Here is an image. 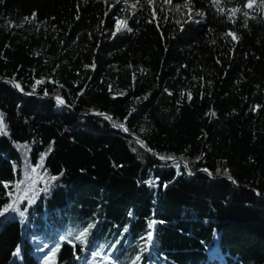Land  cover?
Segmentation results:
<instances>
[{
	"label": "trees",
	"instance_id": "trees-1",
	"mask_svg": "<svg viewBox=\"0 0 264 264\" xmlns=\"http://www.w3.org/2000/svg\"><path fill=\"white\" fill-rule=\"evenodd\" d=\"M0 114V264H264V0H0Z\"/></svg>",
	"mask_w": 264,
	"mask_h": 264
},
{
	"label": "snow or ice",
	"instance_id": "snow-or-ice-1",
	"mask_svg": "<svg viewBox=\"0 0 264 264\" xmlns=\"http://www.w3.org/2000/svg\"><path fill=\"white\" fill-rule=\"evenodd\" d=\"M168 2H170V0H168ZM249 7H251V4H249ZM34 15L35 14H33V17H34ZM25 19H28V18H25ZM121 24L124 25V28L125 29H127V22L126 21H119L118 20L117 21L116 31L112 33L113 36H115L119 31H121V28H120V25ZM127 30L130 31L131 29H127ZM228 35H232L233 39H237V37L233 33H228ZM37 83H41V81H37ZM17 87H18V85H17ZM57 99H58L59 103H61V104L64 103V101L61 100L59 97ZM98 115H104V114L103 113H98ZM213 115H214V113H213ZM104 118L105 119H108V120H112V117H110V116L104 115ZM113 126L114 127H120L124 131H128V129L124 128V125L123 124L117 125V124L114 123ZM0 134H6L5 125L3 123V116H2V114H0ZM137 143H139L142 148H146V145H144V143L142 141L137 140ZM147 150L148 151H152L151 149H147ZM158 158L160 160H172V159H174V157H171V156H168V157L158 156ZM41 159H43V157H41ZM40 166H42V165H37L36 167H40ZM36 167H33L32 168V171H35L36 170ZM203 171H207V170L204 169ZM189 174H191V173H189ZM52 179L55 180L56 178L53 177ZM229 179H231V177H229ZM148 183L151 184L153 182L152 181H149ZM4 186H5V188H7L9 185L8 184H5ZM165 187H166V185H165ZM44 190H46V189H44ZM9 195H11V193H9ZM32 202L33 201H31V200L28 201L29 204H31ZM18 203H23V199L22 198H18L17 201H12V202H9V203L5 204L3 206V208L0 209V217H6V214H8L10 212L11 213H18L19 217L21 218V221L20 222L22 224H24L25 223V220L23 218L25 217V213L27 211V208L21 210L17 206ZM129 215L131 216L132 213L130 212ZM14 218L15 217L13 216V219ZM92 227H93V225H91V224L88 225V227L85 228L78 236H75V240H81L82 242H85L84 240H82V238H85V240H86V237L88 235L89 229L92 228ZM149 227H151V225H149ZM125 231H127V229H125ZM60 239L61 240H64L65 238L64 237H61ZM142 239H144V247L140 250L141 251V254L137 255L135 257V259L132 261V264H138V262H140L142 260V255H143L144 252H146V251L149 250V245H153L154 246L153 237H152V233L151 232H149L147 234L146 238H142ZM68 242L69 243H72V240H69ZM73 246H75V245H73ZM58 248H59V245H57V250H58ZM19 254H20V248L18 246L17 249H16V252H15V255H19ZM93 255H97V253L94 252ZM107 259H110V257H108Z\"/></svg>",
	"mask_w": 264,
	"mask_h": 264
},
{
	"label": "water",
	"instance_id": "water-1",
	"mask_svg": "<svg viewBox=\"0 0 264 264\" xmlns=\"http://www.w3.org/2000/svg\"><path fill=\"white\" fill-rule=\"evenodd\" d=\"M247 7H249V5L247 6ZM7 80H10V79H7ZM11 81V83L14 85V87L17 89V91L20 93V94H22V95H34V96H37L38 94H34V93H32V94H27L26 92H23V91H21V90H19L18 88H17V85L15 84V82L14 81H12V80H10ZM43 96H45V97H47L46 95H43ZM55 99V101L58 103V104H60V105H62V106H64L65 104L63 103V104H61V103H59V101H58V99L57 98H54ZM94 114H96V115H98V113H94ZM104 115H106V116H110L111 117V115L108 113V112H104L103 113ZM104 115H101V116H103L104 117ZM108 120V119H107ZM110 122H111V124L113 125L114 124V122L112 121V120H109ZM115 128H117V129H120L121 131H123L124 133H126V131H124L122 128H120V127H115ZM136 139V141L137 140H139V141H142V140H140V139H137V138H135ZM143 142V141H142ZM144 143V142H143ZM144 145H145V143H144ZM147 149H150V148H147ZM151 153H153L152 151H150ZM160 160V159H159ZM173 160V159H172ZM172 160H160L161 162H163V163H167V162H171ZM205 168H202L201 169V171H203ZM188 172L189 173H191V174H193V172H191V171H189L188 170ZM203 172H205L210 178H212V179H216V178H214L208 171H203ZM230 181H232V179H229Z\"/></svg>",
	"mask_w": 264,
	"mask_h": 264
},
{
	"label": "rangeland",
	"instance_id": "rangeland-1",
	"mask_svg": "<svg viewBox=\"0 0 264 264\" xmlns=\"http://www.w3.org/2000/svg\"><path fill=\"white\" fill-rule=\"evenodd\" d=\"M134 9H135V7L133 6V7L131 8V10H134ZM189 16H190V20H191V18H194V17H201V16H203V12H202V11H194V12H193V15H190V14H189ZM122 18H123V17H122ZM125 21L127 22V18H126ZM116 27H117V24H116ZM120 28H121V31L127 30V29L124 28V26H123V27L120 26ZM121 31H119L118 33H120Z\"/></svg>",
	"mask_w": 264,
	"mask_h": 264
},
{
	"label": "bare ground",
	"instance_id": "bare-ground-1",
	"mask_svg": "<svg viewBox=\"0 0 264 264\" xmlns=\"http://www.w3.org/2000/svg\"><path fill=\"white\" fill-rule=\"evenodd\" d=\"M126 20V17L124 16L123 18H121L119 21H125ZM121 27H123L124 25L123 24H121L120 25Z\"/></svg>",
	"mask_w": 264,
	"mask_h": 264
}]
</instances>
